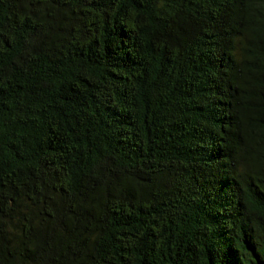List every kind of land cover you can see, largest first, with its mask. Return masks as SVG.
I'll use <instances>...</instances> for the list:
<instances>
[{"label": "trees", "instance_id": "1", "mask_svg": "<svg viewBox=\"0 0 264 264\" xmlns=\"http://www.w3.org/2000/svg\"><path fill=\"white\" fill-rule=\"evenodd\" d=\"M0 264H264V0H0Z\"/></svg>", "mask_w": 264, "mask_h": 264}]
</instances>
